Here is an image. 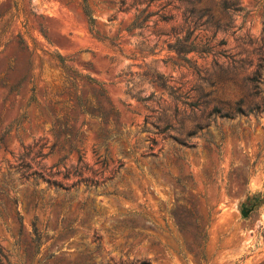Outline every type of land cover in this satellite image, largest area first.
I'll use <instances>...</instances> for the list:
<instances>
[{"label": "rangeland", "instance_id": "obj_1", "mask_svg": "<svg viewBox=\"0 0 264 264\" xmlns=\"http://www.w3.org/2000/svg\"><path fill=\"white\" fill-rule=\"evenodd\" d=\"M82 1L0 0V264H264V0Z\"/></svg>", "mask_w": 264, "mask_h": 264}, {"label": "trees", "instance_id": "obj_2", "mask_svg": "<svg viewBox=\"0 0 264 264\" xmlns=\"http://www.w3.org/2000/svg\"><path fill=\"white\" fill-rule=\"evenodd\" d=\"M82 5H83V10L86 14V17H87V20L89 22V24H92L93 21H94V16L92 15L89 7H88V4L86 2V0H83L82 1ZM170 214L173 218H176V214L174 211H170ZM206 238V234L205 232H203L202 234H200V240L203 242ZM200 255H203L202 252L200 251ZM141 264H147L146 262L142 261Z\"/></svg>", "mask_w": 264, "mask_h": 264}, {"label": "water", "instance_id": "obj_3", "mask_svg": "<svg viewBox=\"0 0 264 264\" xmlns=\"http://www.w3.org/2000/svg\"><path fill=\"white\" fill-rule=\"evenodd\" d=\"M243 213H245V211H242Z\"/></svg>", "mask_w": 264, "mask_h": 264}]
</instances>
